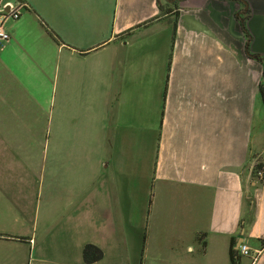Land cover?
I'll list each match as a JSON object with an SVG mask.
<instances>
[{
	"label": "crops",
	"instance_id": "crops-1",
	"mask_svg": "<svg viewBox=\"0 0 264 264\" xmlns=\"http://www.w3.org/2000/svg\"><path fill=\"white\" fill-rule=\"evenodd\" d=\"M22 1L0 85L93 93L102 122L62 227L15 230L0 168V264H87L86 243L103 251L91 264H264V0Z\"/></svg>",
	"mask_w": 264,
	"mask_h": 264
},
{
	"label": "rangeland",
	"instance_id": "rangeland-1",
	"mask_svg": "<svg viewBox=\"0 0 264 264\" xmlns=\"http://www.w3.org/2000/svg\"><path fill=\"white\" fill-rule=\"evenodd\" d=\"M2 80L0 132L11 139L1 143L0 168L8 199L17 201L24 216L15 230L44 232L56 219L62 227L63 217L79 207L84 172L96 165L99 102L93 93L65 94L60 87L54 94L40 93L35 78H24L22 85L19 78ZM11 219L5 215V222ZM86 232L90 242L96 241L95 222L88 221Z\"/></svg>",
	"mask_w": 264,
	"mask_h": 264
},
{
	"label": "built area",
	"instance_id": "built-area-1",
	"mask_svg": "<svg viewBox=\"0 0 264 264\" xmlns=\"http://www.w3.org/2000/svg\"><path fill=\"white\" fill-rule=\"evenodd\" d=\"M27 7V3L22 0H0V42H6L10 38L6 28L7 22L19 19L22 11ZM256 174L259 178L264 179V167L258 169ZM239 251L241 254L247 255L249 247L242 244Z\"/></svg>",
	"mask_w": 264,
	"mask_h": 264
},
{
	"label": "trees",
	"instance_id": "trees-1",
	"mask_svg": "<svg viewBox=\"0 0 264 264\" xmlns=\"http://www.w3.org/2000/svg\"><path fill=\"white\" fill-rule=\"evenodd\" d=\"M260 62H262L263 64V80L260 82L259 84V90L262 94L263 97V103H264V56L261 55H257L256 57ZM262 166V164H257L254 168V173H256V171L258 170V168H260ZM103 257V251L102 249L97 246L94 243H86L83 246L82 249V258L83 261L87 264H91L94 263L98 260H100ZM239 256L237 255V253H235L234 251L231 252V261L232 264H240L239 260H238Z\"/></svg>",
	"mask_w": 264,
	"mask_h": 264
}]
</instances>
